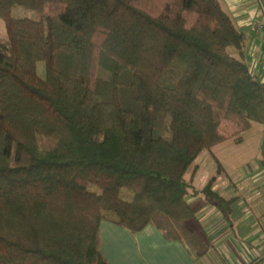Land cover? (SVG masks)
I'll return each mask as SVG.
<instances>
[{"label": "trees", "instance_id": "16d2710c", "mask_svg": "<svg viewBox=\"0 0 264 264\" xmlns=\"http://www.w3.org/2000/svg\"><path fill=\"white\" fill-rule=\"evenodd\" d=\"M0 17V264H111L103 220L198 248L188 197L224 199L194 185L197 157L264 125L223 0H0Z\"/></svg>", "mask_w": 264, "mask_h": 264}, {"label": "crops", "instance_id": "0c3cea01", "mask_svg": "<svg viewBox=\"0 0 264 264\" xmlns=\"http://www.w3.org/2000/svg\"><path fill=\"white\" fill-rule=\"evenodd\" d=\"M257 3V0H223L236 26L247 34L246 56L255 68L264 53V40L253 29ZM229 140L232 143H226ZM229 140L212 147L219 148L212 156L219 162L220 170L226 171L225 179L212 175L197 186V172L193 180L198 189L211 180L212 190L224 203L210 200L203 193L188 197L195 214L194 225L200 233L199 247L191 248L181 240L168 239L153 224L134 233L103 220L102 252L111 264H264V139L258 147L259 156L252 163L235 149L243 138L240 142ZM225 144L228 145L224 147Z\"/></svg>", "mask_w": 264, "mask_h": 264}, {"label": "rangeland", "instance_id": "374dc122", "mask_svg": "<svg viewBox=\"0 0 264 264\" xmlns=\"http://www.w3.org/2000/svg\"><path fill=\"white\" fill-rule=\"evenodd\" d=\"M258 1V0H257ZM11 16L13 17H24V16H34L38 18V14L34 13L30 10H28L24 6L17 5L15 6L11 11ZM6 36V25L4 20L0 17V38H3ZM228 51L230 54L234 56H238V52L236 48L229 47ZM252 70L255 73L259 72V67L255 68L252 67ZM39 73L43 75L44 73V65L43 63H40L39 65ZM243 143L238 146H236V151L238 152V155L243 156V159H247L248 162L252 163L257 156H259L260 151L258 150V147L260 145V141L264 139V125L259 123H253L252 127L248 129L243 134ZM226 143H232V140H229V142ZM235 143L234 145H236ZM228 145L225 144L224 147ZM223 147V146H219ZM219 148H211V150H204L201 152V154L197 157L196 163L200 166V169L198 171V174L195 178V184L197 186H200L203 184L207 179L211 178L212 175L220 176L225 179L227 176L226 171L220 170L219 162L213 159V154H216V151ZM234 149V150H235ZM224 152L227 151L225 148L223 150ZM233 154H235L232 151H228Z\"/></svg>", "mask_w": 264, "mask_h": 264}, {"label": "built area", "instance_id": "2783aa9c", "mask_svg": "<svg viewBox=\"0 0 264 264\" xmlns=\"http://www.w3.org/2000/svg\"><path fill=\"white\" fill-rule=\"evenodd\" d=\"M258 12L253 21V29L263 38L264 40V3L262 0H258ZM259 74L261 75L262 81L264 82V53L259 60Z\"/></svg>", "mask_w": 264, "mask_h": 264}]
</instances>
